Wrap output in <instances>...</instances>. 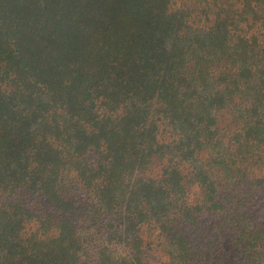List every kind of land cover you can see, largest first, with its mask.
Instances as JSON below:
<instances>
[{"label":"trees","instance_id":"16d2710c","mask_svg":"<svg viewBox=\"0 0 264 264\" xmlns=\"http://www.w3.org/2000/svg\"><path fill=\"white\" fill-rule=\"evenodd\" d=\"M264 0H0V264H264Z\"/></svg>","mask_w":264,"mask_h":264},{"label":"rangeland","instance_id":"374dc122","mask_svg":"<svg viewBox=\"0 0 264 264\" xmlns=\"http://www.w3.org/2000/svg\"><path fill=\"white\" fill-rule=\"evenodd\" d=\"M258 216H261L264 218V200L259 202V205H258ZM153 256V264H160L161 260H160V257L158 255V251H155V253L152 255Z\"/></svg>","mask_w":264,"mask_h":264}]
</instances>
